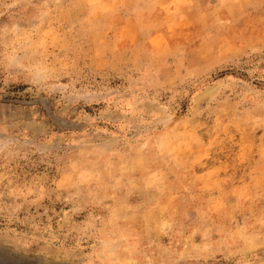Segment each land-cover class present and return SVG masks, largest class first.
Instances as JSON below:
<instances>
[{
    "label": "rangeland",
    "instance_id": "obj_1",
    "mask_svg": "<svg viewBox=\"0 0 264 264\" xmlns=\"http://www.w3.org/2000/svg\"><path fill=\"white\" fill-rule=\"evenodd\" d=\"M0 264H264V0H0Z\"/></svg>",
    "mask_w": 264,
    "mask_h": 264
}]
</instances>
